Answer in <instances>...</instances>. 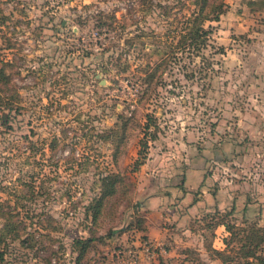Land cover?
<instances>
[{
	"label": "rangeland",
	"instance_id": "374dc122",
	"mask_svg": "<svg viewBox=\"0 0 264 264\" xmlns=\"http://www.w3.org/2000/svg\"><path fill=\"white\" fill-rule=\"evenodd\" d=\"M223 3L168 58L193 0H0V264H75L85 238L79 264H222L213 204L264 226V0Z\"/></svg>",
	"mask_w": 264,
	"mask_h": 264
},
{
	"label": "trees",
	"instance_id": "16d2710c",
	"mask_svg": "<svg viewBox=\"0 0 264 264\" xmlns=\"http://www.w3.org/2000/svg\"><path fill=\"white\" fill-rule=\"evenodd\" d=\"M194 5H196L195 10L185 18L183 21V25L181 26V31L179 32L177 44L169 43V50L167 51V57L170 58L175 54V49H186L188 51L197 53L202 49V46H205L208 41V35L210 31L204 27V23L206 21H216L218 20L219 14L223 11V0H193ZM113 20H115V15L111 16ZM8 62H4L0 60V77L5 76V64ZM148 66V64H147ZM160 63H156L155 66H148L144 78V82H149V80L154 76L155 70H158ZM1 79V78H0ZM3 93L0 91V107L6 108L8 110L13 109L15 100H12L10 96H3ZM15 108V107H14ZM148 118L149 115L146 114ZM149 119V118H148ZM149 124H146L148 127ZM116 177L115 174L109 173L103 179V189H107L109 187V183L107 181ZM104 191L102 190V193ZM96 202L99 201L97 198ZM232 210L223 214L221 210L215 208L213 211V225L211 226V236H214V229L218 226H224L228 235L223 238V243L225 248L223 250H218L212 247L211 244L205 243L204 247L208 253L212 252L215 254L217 259L222 264H231L232 258L226 256L229 252V249L233 250L231 243L233 241H237L239 246L237 248L236 256L243 257L247 264H264V255L261 254L262 248L264 249V226H259L258 224H249L245 225H237L232 221H227L224 219V216L231 215ZM138 230H141L143 233L145 232V228L140 227ZM141 240L148 242L147 237L143 234L141 236ZM91 238L78 239L76 242L79 244V252L77 256V260L75 264H79V260L88 247ZM185 251L191 252L190 248H186ZM3 254L0 251V261L3 259ZM184 263V262H183Z\"/></svg>",
	"mask_w": 264,
	"mask_h": 264
},
{
	"label": "crops",
	"instance_id": "0c3cea01",
	"mask_svg": "<svg viewBox=\"0 0 264 264\" xmlns=\"http://www.w3.org/2000/svg\"><path fill=\"white\" fill-rule=\"evenodd\" d=\"M264 26V25H263ZM201 173H202V170L201 169H198V168H188L187 170H186V173H185V176H186V179H187V182L185 183V186H187L188 185V182H189V179L191 178V177H193L194 175H195V177H196V175H198V177H200L201 176ZM197 178V177H196ZM219 201V200H218ZM220 202H218L217 204H213V207H214V209L215 208H218L219 210H221V206H220ZM212 205V204H211ZM151 214H153V213H150V215H148V216H145L146 217V227H144L145 228V232L143 233L146 237H147V240L148 241H157L156 243L158 244L159 242H161L162 241V239H164L165 237H166V232H163V230H162V228H160V227H156L155 226V222H152V220H151ZM158 217H160V219H161V215L160 216H158ZM184 218V216H182V217H177V218H175L176 220L177 219H183ZM158 219V218H157ZM158 224V223H157ZM159 226H160V223H159ZM217 229H221L222 231H223V233L224 234H222V238H221V243H222V247H216L215 246V243L220 239V237H219V234H217ZM227 232H226V230H225V228H224V226H218V227H216L215 229H214V236H213V243H212V247L213 248H215V249H218V250H223L224 248H225V245H224V243H223V238L224 237H226L227 236ZM203 239V238H202ZM203 245V247H204V243L202 244ZM206 250V249H205Z\"/></svg>",
	"mask_w": 264,
	"mask_h": 264
},
{
	"label": "built area",
	"instance_id": "2783aa9c",
	"mask_svg": "<svg viewBox=\"0 0 264 264\" xmlns=\"http://www.w3.org/2000/svg\"><path fill=\"white\" fill-rule=\"evenodd\" d=\"M143 247H144L147 251L152 250V249L150 248L149 244H147V243L143 244ZM151 252H152V251H151Z\"/></svg>",
	"mask_w": 264,
	"mask_h": 264
}]
</instances>
